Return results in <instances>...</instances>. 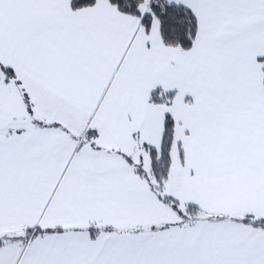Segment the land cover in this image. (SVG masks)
Instances as JSON below:
<instances>
[{
    "label": "snow or ice",
    "instance_id": "obj_1",
    "mask_svg": "<svg viewBox=\"0 0 264 264\" xmlns=\"http://www.w3.org/2000/svg\"><path fill=\"white\" fill-rule=\"evenodd\" d=\"M0 264H264V0H0Z\"/></svg>",
    "mask_w": 264,
    "mask_h": 264
}]
</instances>
